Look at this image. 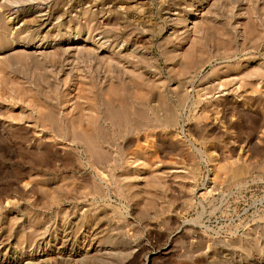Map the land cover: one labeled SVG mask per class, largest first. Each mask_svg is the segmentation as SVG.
<instances>
[{"label": "rangeland", "instance_id": "1", "mask_svg": "<svg viewBox=\"0 0 264 264\" xmlns=\"http://www.w3.org/2000/svg\"><path fill=\"white\" fill-rule=\"evenodd\" d=\"M0 264H264V0H0Z\"/></svg>", "mask_w": 264, "mask_h": 264}, {"label": "bare ground", "instance_id": "2", "mask_svg": "<svg viewBox=\"0 0 264 264\" xmlns=\"http://www.w3.org/2000/svg\"><path fill=\"white\" fill-rule=\"evenodd\" d=\"M42 19V18H41ZM186 21V20H185ZM185 26V25H184ZM182 27V26H181ZM183 32V31H182ZM52 43V42H51ZM86 46V45H85ZM79 47V46H78ZM77 48V47H76ZM76 52V51H75ZM71 53V52H70ZM95 236V235H94ZM67 238V237H66ZM102 238V237H101ZM92 241H93V239H92ZM63 242V241H62ZM66 242V241H65ZM65 242L63 243V244H65ZM98 242V241H97ZM66 246V245H65ZM10 254V253H9ZM15 257V256H14ZM7 258V257H6ZM3 262H4V260H3ZM8 262V261H7Z\"/></svg>", "mask_w": 264, "mask_h": 264}]
</instances>
